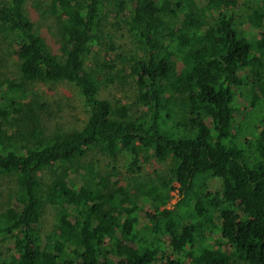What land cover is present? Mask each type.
I'll return each instance as SVG.
<instances>
[{
    "label": "trees",
    "instance_id": "16d2710c",
    "mask_svg": "<svg viewBox=\"0 0 264 264\" xmlns=\"http://www.w3.org/2000/svg\"><path fill=\"white\" fill-rule=\"evenodd\" d=\"M26 1H0V36L17 49L22 79L71 84L88 117L65 133L35 126L28 145H18L4 124L23 112L14 96L22 92L0 74V175L17 182L15 203L0 208V238H15L8 264H157L162 253L173 256L167 264H264V0H52L59 54L26 15ZM110 7L112 32L104 26ZM243 22L261 38L244 37ZM123 27L132 50L117 54ZM97 45L127 66L147 110L136 116L128 104L98 97L113 80L103 72L108 65L96 63ZM237 92L251 108L263 106L261 130L249 138L234 133ZM91 150L130 152V169L148 153L170 160V176L136 189L151 206L165 192L182 199L141 226L128 189L106 191L107 180L80 164ZM75 165L82 178L72 187ZM54 167L43 184L38 174ZM210 178L221 179V190L209 189ZM45 207L55 210V227L43 236Z\"/></svg>",
    "mask_w": 264,
    "mask_h": 264
},
{
    "label": "rangeland",
    "instance_id": "374dc122",
    "mask_svg": "<svg viewBox=\"0 0 264 264\" xmlns=\"http://www.w3.org/2000/svg\"><path fill=\"white\" fill-rule=\"evenodd\" d=\"M7 2L8 0H0ZM241 1V0H232ZM25 13L35 24L40 35L45 39L49 48L56 54L60 53V35L59 27L61 20L52 12V0H27L25 5ZM116 17V7H110L107 10L104 26L106 31H113L112 23ZM241 20V18H238ZM241 23L240 21H238ZM243 36L248 39L261 38V31L253 28L248 22L242 23L240 26ZM117 28V27H116ZM124 28V27H123ZM264 30V29H263ZM116 34L115 41L117 48L116 53H129L132 50V44L128 38V34L124 30L119 29ZM122 47V48H120ZM99 53L96 60L97 65L107 64L103 72L108 73L107 79L113 82L107 83L98 93L101 99L109 100L112 104L122 101L130 106L132 114L139 115L147 110L141 102V94L136 80L131 76L130 70L124 65L116 55L111 54L103 46H96ZM95 66L94 60L91 62ZM20 60L18 51L12 47L7 41L0 36V74L5 80H10L20 84L15 85V97L21 98L23 112L21 114H13L4 127L9 133L14 134V141L18 145H28L31 141L30 132L36 127L43 128L47 134L65 133L80 129L87 121L88 113L84 106L82 97L78 94L77 89L66 82H29L22 79L20 73ZM96 67V66H95ZM23 86V90L20 88ZM244 96V97H243ZM6 103L0 99V107ZM236 106L241 111L236 113V127L234 133L241 131L244 136L250 137V131L261 130L260 118L263 114V106L251 108L247 93H236ZM32 110V111H28ZM0 122L4 123L2 118ZM243 136V138H244ZM133 161V155L127 151H121L114 154H104L100 151L91 150L87 156L80 159V164H91L97 173L104 177L107 182L106 191H114L118 187H124L130 192L132 202L138 208V219L141 226H149L150 216L155 212L162 214L165 208L172 209L182 197L178 195V191L172 193L169 197L167 192L155 198L153 206L143 199L136 189L139 182L150 183L160 176H170L169 169L173 163L168 161L160 162L153 157L151 153L144 154L140 157L138 169H130ZM57 168H47L38 174L40 181L48 185L54 179ZM134 170V171H133ZM82 166L75 165L74 172H70L69 181L72 187H76L81 181ZM210 190H221L222 181L219 178H210L208 181ZM206 191V190H205ZM17 192V182L14 175H0V208L6 209L10 204L15 203ZM168 199V205H165ZM189 215V213H187ZM217 224L216 220H213ZM55 227V210L50 207L43 208V216L41 220L42 235L49 234ZM170 242L169 236L164 237V246ZM15 238H0V262L9 263L14 255ZM209 243L215 246L213 240ZM228 254L231 249L223 248ZM162 253L158 257L157 264H167L168 258ZM110 258L119 260L115 252H110ZM231 264H250L246 261L233 259Z\"/></svg>",
    "mask_w": 264,
    "mask_h": 264
}]
</instances>
